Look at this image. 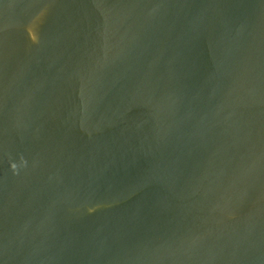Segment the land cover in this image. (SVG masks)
<instances>
[{"label":"water","instance_id":"water-1","mask_svg":"<svg viewBox=\"0 0 264 264\" xmlns=\"http://www.w3.org/2000/svg\"><path fill=\"white\" fill-rule=\"evenodd\" d=\"M0 264H264V0H0Z\"/></svg>","mask_w":264,"mask_h":264}]
</instances>
